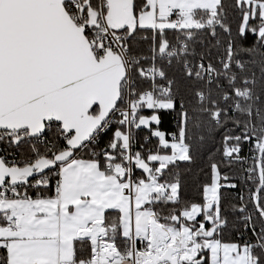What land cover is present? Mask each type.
<instances>
[{"label": "snow or ice", "instance_id": "obj_1", "mask_svg": "<svg viewBox=\"0 0 264 264\" xmlns=\"http://www.w3.org/2000/svg\"><path fill=\"white\" fill-rule=\"evenodd\" d=\"M0 145V264H264V0H0Z\"/></svg>", "mask_w": 264, "mask_h": 264}, {"label": "trees", "instance_id": "obj_2", "mask_svg": "<svg viewBox=\"0 0 264 264\" xmlns=\"http://www.w3.org/2000/svg\"><path fill=\"white\" fill-rule=\"evenodd\" d=\"M138 134H139L140 137H143V136L146 134V131H140ZM109 135H110V133H109ZM106 140H107V136H105V137L100 141L101 146L103 145L104 141H106ZM12 148L16 150L17 155H19V153H21V152L24 151L23 148H21V149H16V148H14V147H12ZM198 164H199L200 166H203V162H202V161H198ZM187 167H188V165L183 164V163L181 164V170H183V169H185V168H187ZM237 167H240V165H237ZM189 179H190V178H189ZM224 191H225L226 197H227L228 199H231L232 197H234V196L237 195V191H238V190H228V189H225ZM188 194L190 195V194H192V193L189 192ZM227 202H228V201L226 200L225 203L227 204ZM229 219H230V221H233L234 223L229 225V229L226 230V233H225V234H226V236L236 237V236L238 235V233L235 231V228H236V227H240V225H239L238 223H235V221L237 220V216H236V215H229ZM246 235H249V234L246 233Z\"/></svg>", "mask_w": 264, "mask_h": 264}, {"label": "built area", "instance_id": "obj_3", "mask_svg": "<svg viewBox=\"0 0 264 264\" xmlns=\"http://www.w3.org/2000/svg\"><path fill=\"white\" fill-rule=\"evenodd\" d=\"M146 134H147V132H146ZM146 134H145V135H146ZM0 147H3V145H0ZM8 151H9V153H12V154H16V155H17L16 150L13 149L12 147H10V148L8 149ZM244 154H245V155L247 154V146H245ZM248 234L250 235V233H248Z\"/></svg>", "mask_w": 264, "mask_h": 264}]
</instances>
